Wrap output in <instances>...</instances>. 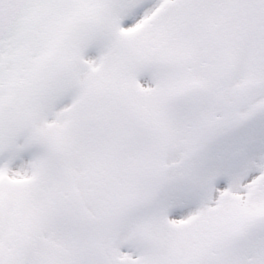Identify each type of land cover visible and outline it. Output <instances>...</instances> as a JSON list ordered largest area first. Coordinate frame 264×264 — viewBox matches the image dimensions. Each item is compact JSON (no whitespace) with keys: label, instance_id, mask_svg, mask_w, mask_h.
Masks as SVG:
<instances>
[{"label":"snow or ice","instance_id":"obj_1","mask_svg":"<svg viewBox=\"0 0 264 264\" xmlns=\"http://www.w3.org/2000/svg\"><path fill=\"white\" fill-rule=\"evenodd\" d=\"M0 264H264V0H0Z\"/></svg>","mask_w":264,"mask_h":264}]
</instances>
